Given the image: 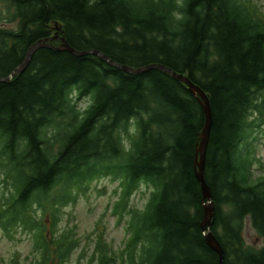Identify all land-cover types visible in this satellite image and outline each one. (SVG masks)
Instances as JSON below:
<instances>
[{
  "label": "trees",
  "instance_id": "obj_1",
  "mask_svg": "<svg viewBox=\"0 0 264 264\" xmlns=\"http://www.w3.org/2000/svg\"><path fill=\"white\" fill-rule=\"evenodd\" d=\"M1 1L16 28L0 26V78L8 79L0 82V231L29 234L34 247L31 260L15 255L7 264H72L81 240L60 228L61 211L100 178L119 184L113 214L126 218L127 239L113 251L99 222L89 264H219L202 229L199 98L160 70L133 75L48 48L12 77L32 46L56 35L52 26L79 52L134 69L163 65L207 94L214 122L205 179L215 208L207 233L224 264H264V242L254 248L244 237L250 220L264 241V165L253 136L264 126L257 0ZM143 188V208L131 207Z\"/></svg>",
  "mask_w": 264,
  "mask_h": 264
},
{
  "label": "rangeland",
  "instance_id": "obj_2",
  "mask_svg": "<svg viewBox=\"0 0 264 264\" xmlns=\"http://www.w3.org/2000/svg\"><path fill=\"white\" fill-rule=\"evenodd\" d=\"M261 12L264 14V0H257ZM10 14L7 6L0 0V26L8 29H15L16 23L9 22ZM85 101L80 102L84 106ZM257 139L255 144L256 156L264 165V126L253 134ZM256 169L259 168L257 165ZM119 184L111 178H100L91 184V188L80 195L76 203H71L62 209V221L60 228L73 229L80 241L79 249L73 254L72 264H89L93 254L99 249V232L103 234V239L111 246L113 251L120 252L127 239L126 218L118 221V217L113 214L114 204L119 199ZM148 198L146 188L141 189L131 199V207L143 208ZM101 222L99 232L97 224ZM14 239L7 238L0 231V264H7L15 255H20L21 259L33 258V240L29 234L18 232ZM244 237L248 245L260 248L263 239L253 228L251 221L247 220L244 227Z\"/></svg>",
  "mask_w": 264,
  "mask_h": 264
},
{
  "label": "water",
  "instance_id": "obj_3",
  "mask_svg": "<svg viewBox=\"0 0 264 264\" xmlns=\"http://www.w3.org/2000/svg\"><path fill=\"white\" fill-rule=\"evenodd\" d=\"M59 32H60V30H56L55 36L47 38L43 41H40V42L36 43L34 46H32L27 53V56H26L24 63L22 64L21 67H19L17 70L14 71V73L12 74V77H14L18 74L19 75L22 74L28 68L33 55L36 53V51L38 49L48 48V49H53L56 51H66V52L73 54L76 57H85V56H90V55L98 56L101 58V60L108 63L111 67L117 68V69L121 70L122 72H125L128 74H133V75H141V74H144V73L152 71V70H160V71L172 76L176 80L187 85L189 90L195 96H197L199 98V100L201 101V103L203 105V109H204L205 117H206L205 127H204L202 135H201V141H200V145H199V149H198L199 160L197 162V167L199 169L198 173H197V179L202 186V189L204 192V198L207 201V204L205 205L206 217H205L204 223L202 224V229L205 232V237H206L208 245L219 255V264H224L225 256H224V250H223L222 246L220 245V243L218 242L216 237L213 235V233H211L210 231L207 233V231L210 229V227L212 225L214 213H215V208H214L213 198H212V192H211V189L208 186L206 179H205L206 153H207V148L209 145L210 135H211L213 122H214L213 121V119H214L213 118V111H212L210 100H209L207 94L198 85L194 84L185 75L178 74L175 71H173L172 69L167 68L163 65L153 64V65H149V66H146V67H143L140 69H134V68H131L128 66L120 65L119 63L111 60L110 58H108L107 56H105L104 54H102L101 52H98V51L79 52V51L73 49L68 44L66 39L64 37H62V35H60ZM54 41L61 42V46H55L53 44ZM7 81H8V79L0 78V82H7Z\"/></svg>",
  "mask_w": 264,
  "mask_h": 264
},
{
  "label": "flooded vegetation",
  "instance_id": "obj_4",
  "mask_svg": "<svg viewBox=\"0 0 264 264\" xmlns=\"http://www.w3.org/2000/svg\"><path fill=\"white\" fill-rule=\"evenodd\" d=\"M48 30H63L61 27L52 26Z\"/></svg>",
  "mask_w": 264,
  "mask_h": 264
}]
</instances>
